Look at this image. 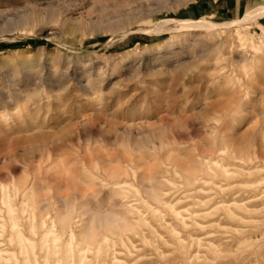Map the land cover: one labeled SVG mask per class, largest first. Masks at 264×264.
<instances>
[{
  "label": "rangeland",
  "instance_id": "rangeland-1",
  "mask_svg": "<svg viewBox=\"0 0 264 264\" xmlns=\"http://www.w3.org/2000/svg\"><path fill=\"white\" fill-rule=\"evenodd\" d=\"M260 4L0 0V264H264Z\"/></svg>",
  "mask_w": 264,
  "mask_h": 264
},
{
  "label": "bare ground",
  "instance_id": "bare-ground-1",
  "mask_svg": "<svg viewBox=\"0 0 264 264\" xmlns=\"http://www.w3.org/2000/svg\"><path fill=\"white\" fill-rule=\"evenodd\" d=\"M264 14V4H260V5H258L257 7H255L253 10H251L249 13H247L245 16H244V18L243 19H240V20H237V21H226V22H221V23H218V24H215V23H212L211 21H209V20H207V21H195V20H182L181 21V24L184 26V27H189V28H195V27H202V28H210V27H217V26H224V27H229V26H231V25H238V24H245V23H249L250 21H252L253 19H255V18H257L258 16H260V15H263ZM182 29V28H181ZM204 180V179H203ZM201 181V180H200ZM209 181V180H208ZM211 181V180H210ZM196 183V182H195ZM198 184V183H197ZM201 184V183H200ZM203 184H205V183H203ZM202 184V185H203ZM243 184V183H242ZM233 185H235V183H233ZM240 185V184H239ZM230 186H232V184H230ZM191 187V186H190ZM203 187V186H202ZM202 187H200V188H202ZM219 187V186H218ZM233 187V186H232ZM188 188V187H187ZM199 188V189H200ZM231 188V187H230ZM207 189V188H206ZM175 190V189H174ZM178 190V189H177ZM183 190V189H182ZM196 190V189H195ZM217 190V189H216ZM185 191H187V190H185ZM184 191V192H185ZM189 191V190H188ZM203 192H205V191H203ZM174 193H175V191H174ZM180 193V192H179ZM183 193V192H182ZM167 194V193H166ZM165 194V195H166ZM237 194V193H236ZM173 195V194H172ZM171 195V193L170 194H167V198L168 199H170V197L172 196ZM180 195H182V194H180ZM175 196V195H174ZM173 196V197H174ZM189 196H190V194H189ZM192 196V195H191ZM210 196V195H209ZM172 197V198H173ZM182 197V196H181ZM163 198V197H162ZM184 199V198H183ZM183 199H181V200H183ZM205 199H207V197L205 198ZM165 200V199H164ZM249 200V199H248ZM176 201V200H175ZM224 201V200H223ZM222 201V202H223ZM234 201V200H233ZM163 202V201H162ZM168 202H169V200H168ZM167 202V203H168ZM238 202H240V200L238 201ZM166 202H164V204L166 205L167 204ZM173 203V202H172ZM171 203V204H172ZM216 203V202H215ZM221 203V202H220ZM224 203V202H223ZM229 203V202H228ZM217 204H219V201L217 202ZM225 204V203H224ZM7 205V204H6ZM11 205V204H10ZM223 205V204H222ZM254 205V204H253ZM162 206V205H161ZM207 206V205H206ZM216 206V205H215ZM220 206V205H219ZM214 207V206H213ZM217 207V206H216ZM179 209V208H178ZM178 209H173L174 211H177ZM200 209V208H199ZM213 209V208H212ZM7 210V209H6ZM196 211H197V208H196ZM208 211V210H207ZM178 213H179V211H177ZM203 212V211H202ZM13 213V212H12ZM193 213V212H192ZM200 213V211H198V214ZM205 213V212H204ZM207 213H209V211L207 212ZM172 214H174L173 212H172ZM181 213H179V215H180ZM197 213H195V215H196ZM211 214V213H210ZM194 215V216H195ZM10 216V215H9ZM181 216V215H180ZM208 216V215H207ZM176 217H179V216H177L176 215ZM182 217V216H181ZM1 218V217H0ZM180 218V217H179ZM185 219V218H184ZM183 219V220H184ZM11 221H12V219H11ZM51 221V220H50ZM180 221H182V220H180ZM54 222V221H53ZM51 223V222H50ZM109 223V222H108ZM185 224L187 223V221L186 222H184ZM125 224V223H124ZM184 224V225H185ZM188 224V223H187ZM107 225V224H106ZM50 226V225H49ZM126 226V225H125ZM108 228H109V226H108ZM123 228H125V227H123ZM65 229V228H64ZM121 229V228H120ZM106 230H109V229H106ZM125 230V229H124ZM93 231V230H92ZM95 232V231H94ZM94 232H92L93 234H94ZM176 233V232H175ZM19 234V233H18ZM91 234V233H90ZM123 234V233H122ZM125 234V233H124ZM225 234V233H224ZM20 235V234H19ZM96 235V234H95ZM180 235V234H179ZM72 236V235H71ZM120 236V235H119ZM122 236V235H121ZM125 236V235H124ZM53 237V236H52ZM88 237H90V236H88ZM92 237H94V236H91L90 238H92ZM118 237V236H117ZM180 237V236H179ZM27 238V237H26ZM57 238L58 237H56V238H54V239H56L57 240ZM116 238V237H115ZM120 237H118V239H119ZM42 239V238H41ZM96 239V238H95ZM53 240V239H52ZM91 240V239H90ZM182 240V239H181ZM21 241V240H20ZM25 241V240H24ZM92 241H93V239H92ZM103 241V240H102ZM106 241V240H105ZM104 241V242H105ZM54 242V241H53ZM25 243H27V242H25ZM42 243H44V242H42ZM47 243V242H46ZM103 243V242H102ZM120 243H121V241H120ZM20 244H21V242H20ZM24 244V243H23ZM70 244V243H69ZM116 244V243H115ZM45 245V244H44ZM99 245H100V243H99ZM103 245H104V243H103ZM54 246V245H53ZM52 246V247H53ZM135 246V245H134ZM33 247V246H32ZM70 247H71V245H70ZM47 248V247H46ZM54 248V247H53ZM56 249V248H55ZM79 250V249H78ZM70 251V250H69ZM108 252V251H107ZM115 252H116V250H115ZM121 252V251H120ZM136 252V251H135ZM196 253V252H195ZM85 254V253H84ZM130 255V254H129ZM114 257V256H113ZM79 258V257H78ZM107 258V257H106ZM81 259V258H80ZM136 259H137V257H136ZM135 259V260H136ZM83 260V259H82ZM111 260V259H110ZM122 260H123V258H122ZM126 260V259H125ZM125 260H123V261H125ZM133 260V259H132ZM80 262V261H79ZM111 262V261H110ZM104 263H106V262H104ZM121 263V259L119 260V258H118V264H120ZM134 262H132L131 264H133Z\"/></svg>",
  "mask_w": 264,
  "mask_h": 264
},
{
  "label": "crops",
  "instance_id": "crops-1",
  "mask_svg": "<svg viewBox=\"0 0 264 264\" xmlns=\"http://www.w3.org/2000/svg\"><path fill=\"white\" fill-rule=\"evenodd\" d=\"M253 1V0H252Z\"/></svg>",
  "mask_w": 264,
  "mask_h": 264
}]
</instances>
